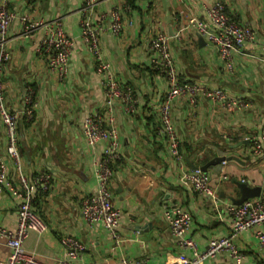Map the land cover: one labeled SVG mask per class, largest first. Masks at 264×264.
I'll return each instance as SVG.
<instances>
[{
	"label": "crops",
	"instance_id": "0c3cea01",
	"mask_svg": "<svg viewBox=\"0 0 264 264\" xmlns=\"http://www.w3.org/2000/svg\"><path fill=\"white\" fill-rule=\"evenodd\" d=\"M218 0H95L91 20L99 24V43L114 76L131 86L136 111L113 107L121 158L114 165L109 189L121 210L122 223L134 226L122 231L116 245L101 223L88 225L81 215L80 201L96 191L93 162L102 154L104 143L94 146L82 140L81 119L86 111L107 114L102 74L95 69L92 54L79 37L80 12L86 0H9L8 8L31 20L61 18L67 34L77 36L70 56L69 71L58 80L47 65L38 43L46 35L39 28L26 36L15 18L8 28L9 60L3 68L2 103L8 110L23 106L24 87L30 83L36 102L31 120H18V150L22 172L28 180L47 171L51 174L46 191L33 193L32 206L47 224L44 232L30 230L25 249L47 264L62 256L60 239L72 235L86 246L75 260L83 264H120L122 257L134 261L146 257L148 264H161L181 249L170 232L161 204L167 202L187 209L191 226L186 233L200 249L212 237L229 236L241 255L240 264H263L264 254L254 229L232 230L229 204L240 196L239 184L257 187L264 201V157L254 155L251 144L258 137L264 119V0H220L227 13L248 22L254 36L234 52V67L228 71L214 43L193 27L177 31L174 16L191 13L204 18L205 6ZM117 9L123 27L118 34L108 29L110 13ZM160 28L169 36V48L178 78L203 82L228 94L251 101L247 108L227 112L220 102L201 98L193 108L183 98L173 101L171 121L180 139L181 159L169 152L160 131L159 105L168 82L152 67L149 43ZM205 150L203 165L214 194L193 190L179 182L184 170L198 162L195 150ZM0 157L7 164V178L17 183V171L6 150L4 124L0 117ZM217 158V160H216ZM224 158V162L221 161ZM225 174L226 178H222ZM250 198V197H249ZM20 197L7 185L0 189V225L17 227ZM10 249L0 236V259ZM227 252L207 258L204 264H236Z\"/></svg>",
	"mask_w": 264,
	"mask_h": 264
},
{
	"label": "built area",
	"instance_id": "2783aa9c",
	"mask_svg": "<svg viewBox=\"0 0 264 264\" xmlns=\"http://www.w3.org/2000/svg\"><path fill=\"white\" fill-rule=\"evenodd\" d=\"M8 1L0 0V117L4 124L6 150L17 171V183H13L7 178V164L0 157V189L3 185H7L11 193L18 195L20 200L17 206V227L9 229L0 225V236L5 239L10 249L7 257L0 259V264H47L32 252L27 251L23 245L30 230L42 233L47 228V224L32 206V197L37 190L46 191L51 180V174L47 171L39 172L31 180H28L22 172L19 157L18 120L21 117L31 120L34 115L36 102L33 88L30 83L25 84L23 106L20 109L8 110L2 103V73L9 60L8 28L17 17L21 22V33L26 36L39 28L46 30V35L37 47L40 52L45 54L48 68L58 80H62L68 74L70 56L75 50L77 36L65 32L60 17L49 20H31L28 15L17 16L14 11L8 8ZM94 1L86 0V5L81 8L79 37L91 52L96 71L102 74L101 84L104 90L107 114L103 116L99 110L93 109L86 111L81 119L82 140L89 146L102 142L104 147L100 158L93 162L96 191L81 198L80 211L88 225L103 224L113 242L119 245L122 231L133 227L134 224L132 221L131 223L120 221L121 210L115 205L109 189L114 165L121 158L116 119L112 111L117 103H121L124 112L132 114L136 111V99L131 86L122 84L114 76L109 61L103 56L99 43L101 27L91 20ZM204 14V18L191 13L175 15L173 18L177 31L187 27L195 28L200 36L208 38L215 44L217 53L224 61L225 67L228 71H232L234 52L239 51L246 41L253 38L254 31L248 22H241L227 13L224 3L220 0L205 6ZM110 16L108 29L112 33L118 34L123 27L121 14L119 10L114 9ZM168 42L169 36L157 28L150 40L149 49L153 53L152 67L168 82L165 96L159 105L160 131L167 140L170 154L180 160V139L171 121L172 104L176 98L183 97L193 108L201 98H207L220 102L227 112L247 108L251 105V101L241 96L230 95L217 86L180 80ZM251 151L254 155L264 157V119L259 136L252 141ZM195 157L198 165L192 170H184L179 177V182L198 192L213 195L214 189L209 183V175L203 169V165L207 161L205 150L197 148ZM221 161L224 162V158ZM222 178H226V175L223 174ZM161 208L171 234L177 239L178 247L190 249L192 252V256H188L183 251L169 254L161 264H204L205 259L214 258L221 252H227L236 260V264H240L241 255L231 237H212L207 246L200 249L197 242L186 235L191 226L190 212L181 206L167 202H162ZM227 212L231 216L234 232L254 229L257 245L264 254V201L259 197L246 198L239 204H229ZM60 243L63 251L56 264H78L75 263V260L85 251V244L72 235L62 237ZM120 264H148V259L143 257L130 261L128 258L122 257Z\"/></svg>",
	"mask_w": 264,
	"mask_h": 264
},
{
	"label": "water",
	"instance_id": "95a60500",
	"mask_svg": "<svg viewBox=\"0 0 264 264\" xmlns=\"http://www.w3.org/2000/svg\"><path fill=\"white\" fill-rule=\"evenodd\" d=\"M216 160H217V158H216ZM203 169H205L204 166H203ZM239 188H240L241 194L238 198L233 200V202L235 204L241 203L246 198L254 197V196L258 195V188L257 187H249L244 183H240Z\"/></svg>",
	"mask_w": 264,
	"mask_h": 264
}]
</instances>
